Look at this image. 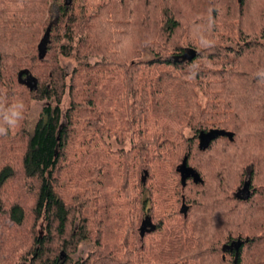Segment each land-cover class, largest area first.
Here are the masks:
<instances>
[{"label":"trees","instance_id":"16d2710c","mask_svg":"<svg viewBox=\"0 0 264 264\" xmlns=\"http://www.w3.org/2000/svg\"><path fill=\"white\" fill-rule=\"evenodd\" d=\"M0 128V264H264V0H0Z\"/></svg>","mask_w":264,"mask_h":264},{"label":"rangeland","instance_id":"374dc122","mask_svg":"<svg viewBox=\"0 0 264 264\" xmlns=\"http://www.w3.org/2000/svg\"><path fill=\"white\" fill-rule=\"evenodd\" d=\"M227 1H229V0H227ZM57 15H58V7L55 5V7H53V11L51 13L52 19L53 20L56 19ZM128 40H130V38ZM59 59H60L61 65L65 68L66 72L69 75H71L73 73L74 69L76 68V66L78 65V62L75 59H69L68 57H65V56H60ZM246 60H248V59L246 58ZM69 103H70V98H69L68 95H66V97L64 98V101L62 103L63 109H66L68 107ZM237 104H238L237 105L238 108L242 107V109L244 111H246V105L243 106L244 105L243 102H241V103L239 102ZM45 105H46V101H43V102L42 101H36V100L31 101L30 109H29V116H28V124H27V127H28V129L30 131L34 130L36 124L40 120V117L42 115L43 108H44ZM188 134L192 135L194 133L188 131ZM128 141H129L128 137H127L126 143H124V144H120V143H118L115 140L112 141L111 144L113 145V150L114 151L115 150H119V149H122L123 147L124 148H128L129 147L128 146ZM2 152H3V150H2V147L0 146V155H3ZM1 157L2 156H0V158ZM0 161H1L0 163H4L5 159L2 158V160L0 159ZM259 175L260 174H258L257 176H259ZM258 180H259V178H258ZM237 194L240 197L246 198V197L249 196L250 190L246 186L245 187L243 186V187H240L239 191H237ZM209 211H210V209H206V214H205V219H204L206 222H207L206 219L211 216ZM40 221L38 222V229H37L38 235H39V224H40ZM7 223H8V225H13L11 222H7ZM91 223H92V221H91ZM206 225H209V222ZM104 226L107 229L106 231L109 232L108 230H110V228L108 229V227H110V226L107 225V224L104 225ZM91 251H93V243L91 241H89V240L88 241H83L78 246L76 252L72 255V257H73V259L75 261H78V260H81V259H86L88 257V255L91 253Z\"/></svg>","mask_w":264,"mask_h":264},{"label":"water","instance_id":"95a60500","mask_svg":"<svg viewBox=\"0 0 264 264\" xmlns=\"http://www.w3.org/2000/svg\"><path fill=\"white\" fill-rule=\"evenodd\" d=\"M47 37L43 40L41 45H44L46 42ZM197 55V51L193 48L187 47L184 49V53L181 56L174 57L173 60L175 61H182V62H189L192 59H194ZM234 133L228 132L226 130H220V129H211L208 132L202 131L199 133V149L205 151L209 148L210 144L217 139L220 136L228 137L231 141L234 140ZM179 172L181 173V179L183 186L186 185V182L189 178H194L195 182L200 181V176L195 170L187 165V158L184 159L183 163L178 168ZM45 224V219H42L39 224V238H43L44 231L43 227ZM156 225H154L150 218H146L142 225H141V236L144 237L146 233L155 231ZM248 241V239L246 240ZM245 241L242 239H238L235 241H232L228 245H224L223 251H236L237 254L241 248V246L244 244ZM237 261V257H236Z\"/></svg>","mask_w":264,"mask_h":264},{"label":"bare ground","instance_id":"6f19581e","mask_svg":"<svg viewBox=\"0 0 264 264\" xmlns=\"http://www.w3.org/2000/svg\"><path fill=\"white\" fill-rule=\"evenodd\" d=\"M220 130H223V129H220ZM228 132H230V131H228ZM232 133H233V132H232ZM220 137H223V136H220ZM218 138H219V137H218ZM218 138H217V139H218ZM215 140H216V139H215ZM239 239H240V238H239ZM234 241H235V240H234Z\"/></svg>","mask_w":264,"mask_h":264},{"label":"clouds","instance_id":"9594fccd","mask_svg":"<svg viewBox=\"0 0 264 264\" xmlns=\"http://www.w3.org/2000/svg\"><path fill=\"white\" fill-rule=\"evenodd\" d=\"M4 131V129L3 128H0V132H3Z\"/></svg>","mask_w":264,"mask_h":264}]
</instances>
